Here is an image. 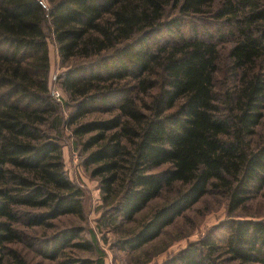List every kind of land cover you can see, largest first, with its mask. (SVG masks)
<instances>
[{
  "label": "trees",
  "instance_id": "obj_1",
  "mask_svg": "<svg viewBox=\"0 0 264 264\" xmlns=\"http://www.w3.org/2000/svg\"><path fill=\"white\" fill-rule=\"evenodd\" d=\"M46 2L0 0V264H27L9 249L23 243L19 222L83 219L82 191L64 172L59 142L67 128L103 206L121 221L170 195L120 241L129 250L158 238L209 191L226 196L229 213L263 192L264 143L253 148L250 140L264 120V0ZM168 9L177 15L166 22ZM207 14L237 35L226 73L217 39L155 43L179 36L182 18ZM45 21L73 109L66 119L49 88ZM77 229L33 249L51 260L67 248L92 252ZM227 229L222 242L208 237L164 264H264V219L231 220Z\"/></svg>",
  "mask_w": 264,
  "mask_h": 264
},
{
  "label": "rangeland",
  "instance_id": "obj_2",
  "mask_svg": "<svg viewBox=\"0 0 264 264\" xmlns=\"http://www.w3.org/2000/svg\"><path fill=\"white\" fill-rule=\"evenodd\" d=\"M40 1L45 8H48L46 0ZM176 15V11L168 9L166 22ZM207 16L182 18L181 20L185 22H183L179 36L176 35L172 38L166 34H161L155 40V43L157 45H173L180 41L178 38H190L194 34H197L199 38L217 39L216 45L221 56V68L226 73L227 65L225 63L227 62V55L230 48L234 45L237 35L228 34V27L220 25V22L211 18L209 14ZM42 29L47 36L48 43L50 65L48 81L51 96L59 105L60 111L66 119L73 109L72 105L70 107L65 106L68 102V96L58 83V76L64 69L60 67L59 56L48 21L44 22ZM221 35L225 36L224 40H218ZM218 78L219 82L223 83L226 77L221 74ZM53 90L59 94V101L52 95ZM85 139L86 137H84ZM59 143L64 172L68 180L82 191L83 219L63 216L51 221L49 226L33 228L25 227L23 226L24 224L19 222L15 228L22 232L23 243L11 244L9 249L18 251L24 257L26 256L27 264H61L66 259H88L93 264L96 261L97 264L100 261L101 264H164V262L175 257L189 245L208 237L222 242L227 236V226L231 220L264 219V190L232 213L228 212L226 196L215 191H209L190 210L177 218L172 225L165 228L158 238L137 250H129L122 247L121 242L129 238L151 212L165 201L166 197L169 196L170 198V195L164 193L159 198L151 201L144 210L136 215L133 221L125 223L116 214L103 206L98 180L90 176L91 168L87 169L85 167L84 156L79 152L78 140L71 135V128L63 130ZM250 143L253 148L264 143V120L255 129V134ZM69 229H77L80 232L79 239L91 242L95 249L92 252H85L67 248L55 260L45 259L33 249L39 242L46 241L58 232ZM35 249H37V246ZM220 264L234 263H229L223 259Z\"/></svg>",
  "mask_w": 264,
  "mask_h": 264
},
{
  "label": "built area",
  "instance_id": "obj_3",
  "mask_svg": "<svg viewBox=\"0 0 264 264\" xmlns=\"http://www.w3.org/2000/svg\"><path fill=\"white\" fill-rule=\"evenodd\" d=\"M52 95L54 96V98L57 100V101H59L60 100V96H59V94L58 93H56V91H52Z\"/></svg>",
  "mask_w": 264,
  "mask_h": 264
}]
</instances>
